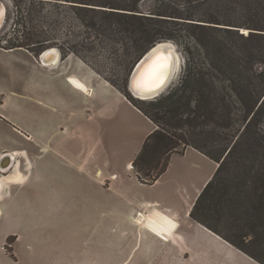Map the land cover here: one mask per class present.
Listing matches in <instances>:
<instances>
[{"label": "crops", "instance_id": "obj_1", "mask_svg": "<svg viewBox=\"0 0 264 264\" xmlns=\"http://www.w3.org/2000/svg\"><path fill=\"white\" fill-rule=\"evenodd\" d=\"M155 130L149 117L79 57L63 58L59 51L43 62L28 48L0 46L1 259L227 262L229 241L191 217L218 163L190 146L170 156L158 180L142 182L133 162ZM24 142L30 149L20 147ZM56 204L78 210L79 217L54 219Z\"/></svg>", "mask_w": 264, "mask_h": 264}, {"label": "rangeland", "instance_id": "obj_2", "mask_svg": "<svg viewBox=\"0 0 264 264\" xmlns=\"http://www.w3.org/2000/svg\"><path fill=\"white\" fill-rule=\"evenodd\" d=\"M1 1L8 17L0 46L23 45L37 56L54 48L63 58L79 57L154 114L161 111L163 97L180 85L190 62L208 65L207 77L215 83L212 98H224L227 116L194 123L185 114L190 117L182 126L159 124L174 153L193 145L221 159L230 152L196 214L230 241L231 256L228 263L209 258L193 264H253L249 259L264 264V109L253 117L264 101V0ZM149 38L153 46L170 43L180 64L167 90L145 101L131 94L129 82L135 64L152 47L146 49ZM191 104L197 110V100ZM20 147L30 149V143ZM160 150L156 154L162 157L167 149ZM63 214L79 217L78 210L56 204L54 219ZM1 258L0 264H12Z\"/></svg>", "mask_w": 264, "mask_h": 264}, {"label": "trees", "instance_id": "obj_3", "mask_svg": "<svg viewBox=\"0 0 264 264\" xmlns=\"http://www.w3.org/2000/svg\"><path fill=\"white\" fill-rule=\"evenodd\" d=\"M154 43L155 41H152L149 38V41H147V44L149 45L146 49H149V47L153 46ZM18 47H25V46L11 45L6 48H18ZM32 52L36 54L35 51ZM209 73H210V67L206 65L204 62L202 61L190 62L186 67V71L184 72V76L182 78L180 85L174 87L172 91H169L167 95L163 97L161 101V106L158 108L161 111L155 114L151 113L147 108L139 106L132 99L128 98L138 109H140L147 117H149L157 125V130H155L147 138L143 149L141 150V152L138 154V156L135 158L133 162V167L137 171L138 177L142 182L153 183L156 180H158L160 176L167 170L170 156L174 153L173 149L170 148V146H172V143L169 142L171 141V139L169 138L168 135L164 134L165 130L161 129L160 127L161 125H159L161 122H164V124H166L170 128H176L180 125L182 126V124L184 123L186 124L187 123L186 120H188L190 116L193 117V121H195L194 123H198L199 120L201 119H204V121L209 120V118L211 117L219 121L221 119H224V115L227 116V112L224 114V109H226V107L224 106L225 104L223 103L224 98H222L221 100L212 98V95L214 93L215 83L212 79L207 77L209 76ZM194 99L197 100L199 105L197 110H194L192 108L191 102ZM218 101L220 102L218 103ZM263 103L264 101L261 103V105L259 106L253 117H255L257 113L263 111L264 109ZM185 114H190V116H188V118L185 119L184 117ZM161 146H164V148L167 149V151L165 153H161L162 157H159L156 153L162 151L160 150ZM193 147L198 149L199 151H201L202 153H204L214 161H216L218 163V168L216 170L213 179L207 184L204 191L200 195L196 203V206L194 207L191 213V217L197 222L206 226L214 233L226 239V237L222 236L212 226L208 225L206 222L199 219L196 213L199 204L201 203V201H203L207 193L215 184L217 175L222 168V163L225 161L226 157L229 155L230 152L224 159H221L220 157H217L211 152L203 151L202 149L194 145ZM151 170H154L155 172L154 175L151 173L152 172ZM143 176L148 177L150 180L144 179ZM242 251L247 253V251L243 249Z\"/></svg>", "mask_w": 264, "mask_h": 264}, {"label": "bare ground", "instance_id": "obj_4", "mask_svg": "<svg viewBox=\"0 0 264 264\" xmlns=\"http://www.w3.org/2000/svg\"><path fill=\"white\" fill-rule=\"evenodd\" d=\"M8 9L7 6L4 4H0V30L5 26L7 21V15H8ZM160 47L164 49H169V52L172 54V57L175 61L174 70L172 74V80L176 77L177 72L179 71V64H180V58L178 56V53L175 51V48L168 42H163L159 44ZM46 53L43 56V60L45 62H50L56 57V53L59 55V50L57 49H48L44 51L42 54ZM159 62L155 64L151 63L147 67V72H144L137 81L135 85V89L132 91V95L139 100H150L153 98V96H147L143 95L140 92L144 89H150L154 87L155 85L163 82V84L167 83L170 77H166L167 72L169 71V59L167 57H160L158 60ZM143 89H142V88Z\"/></svg>", "mask_w": 264, "mask_h": 264}, {"label": "water", "instance_id": "obj_5", "mask_svg": "<svg viewBox=\"0 0 264 264\" xmlns=\"http://www.w3.org/2000/svg\"><path fill=\"white\" fill-rule=\"evenodd\" d=\"M161 43H157L154 46H152L147 52L144 53V55L137 61V63L135 64L131 76H130V82H129V89L130 92L132 93L133 89L136 90L135 85L137 83V81L139 80V77L144 73L147 72V67L149 64L151 63H158L160 57H167L169 59V71L166 74V77H170L168 82L163 84V82L155 85L154 87L150 88V89H144L143 92L141 91L140 93L143 95H147V96H153V98L159 97L161 94H163L167 88L172 84V82L174 81V79L172 80V74H173V70H174V65H175V61L172 57V54L169 52V49H164L162 47H160ZM41 54V60L43 62H45L43 60V56L45 55ZM177 76V75H176ZM142 88V87H141ZM143 89V88H142Z\"/></svg>", "mask_w": 264, "mask_h": 264}, {"label": "flooded vegetation", "instance_id": "obj_6", "mask_svg": "<svg viewBox=\"0 0 264 264\" xmlns=\"http://www.w3.org/2000/svg\"><path fill=\"white\" fill-rule=\"evenodd\" d=\"M0 4L2 5V4H4L5 5V3L4 2H2L1 0H0Z\"/></svg>", "mask_w": 264, "mask_h": 264}]
</instances>
